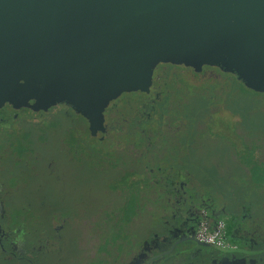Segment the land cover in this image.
Wrapping results in <instances>:
<instances>
[{
    "label": "flooded vegetation",
    "instance_id": "flooded-vegetation-1",
    "mask_svg": "<svg viewBox=\"0 0 264 264\" xmlns=\"http://www.w3.org/2000/svg\"><path fill=\"white\" fill-rule=\"evenodd\" d=\"M104 118L0 127V264H264V97L168 67Z\"/></svg>",
    "mask_w": 264,
    "mask_h": 264
},
{
    "label": "water",
    "instance_id": "water-1",
    "mask_svg": "<svg viewBox=\"0 0 264 264\" xmlns=\"http://www.w3.org/2000/svg\"><path fill=\"white\" fill-rule=\"evenodd\" d=\"M170 67L264 97V0H0V127L105 112Z\"/></svg>",
    "mask_w": 264,
    "mask_h": 264
}]
</instances>
